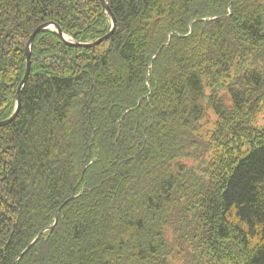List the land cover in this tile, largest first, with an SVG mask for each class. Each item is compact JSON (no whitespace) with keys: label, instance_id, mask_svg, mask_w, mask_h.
Returning <instances> with one entry per match:
<instances>
[{"label":"trees","instance_id":"1","mask_svg":"<svg viewBox=\"0 0 264 264\" xmlns=\"http://www.w3.org/2000/svg\"><path fill=\"white\" fill-rule=\"evenodd\" d=\"M107 2L108 39L32 41L0 127V264H254L264 0ZM48 21L111 29L100 0H0V121Z\"/></svg>","mask_w":264,"mask_h":264},{"label":"water","instance_id":"2","mask_svg":"<svg viewBox=\"0 0 264 264\" xmlns=\"http://www.w3.org/2000/svg\"><path fill=\"white\" fill-rule=\"evenodd\" d=\"M100 3H101V7H102L103 12L109 17V19L111 21V29L105 35H103L102 37H100L99 39H97V40H95L93 42H88V43L75 42L71 37L65 35L62 32L61 28L56 23H54L52 21L45 22V23L39 25L38 27H36L33 30V32L31 33V35L29 36V38L27 40L26 47H25V58H26L25 72H24L23 78L20 81V83H19V85H18V87L16 89V92L14 94V97H13V100L15 102L14 111L7 119H4V120L0 121V127L8 124L16 116V114L18 113V110H19V107H20V92H21L23 86L25 85L27 77H28L29 68H30L31 45H32V41H33L35 35L37 33H39L40 31L44 30V29H51V30L55 31V33L61 39L63 44L81 46V47L94 46V45L100 43L101 41L108 39L109 36L111 35V33L113 32V30L115 28V24H116L115 17H114V15H113V13H112L109 5H108L107 0H100ZM73 197L74 196L72 195L69 199H67L65 201V203L68 202V200H71ZM56 219H57V213L55 215V222H56ZM52 228H53V225L48 227V230L50 231ZM42 233L43 232L39 233L36 236V238L34 239V241L36 239H38L41 236ZM34 241L21 253V255L23 253H25L29 249V247L34 243Z\"/></svg>","mask_w":264,"mask_h":264},{"label":"snow or ice","instance_id":"3","mask_svg":"<svg viewBox=\"0 0 264 264\" xmlns=\"http://www.w3.org/2000/svg\"><path fill=\"white\" fill-rule=\"evenodd\" d=\"M254 264H264V256L254 257Z\"/></svg>","mask_w":264,"mask_h":264},{"label":"rangeland","instance_id":"4","mask_svg":"<svg viewBox=\"0 0 264 264\" xmlns=\"http://www.w3.org/2000/svg\"><path fill=\"white\" fill-rule=\"evenodd\" d=\"M263 122H264V112H263L262 115H260V117H259V123L261 124V123H263ZM171 264H174V262L171 263Z\"/></svg>","mask_w":264,"mask_h":264}]
</instances>
